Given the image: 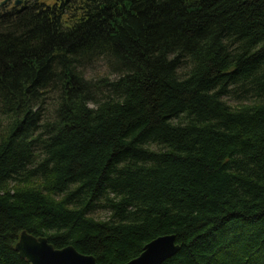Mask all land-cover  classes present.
<instances>
[{
  "label": "trees",
  "instance_id": "trees-1",
  "mask_svg": "<svg viewBox=\"0 0 264 264\" xmlns=\"http://www.w3.org/2000/svg\"><path fill=\"white\" fill-rule=\"evenodd\" d=\"M0 118V264H264V0L1 1Z\"/></svg>",
  "mask_w": 264,
  "mask_h": 264
},
{
  "label": "water",
  "instance_id": "water-1",
  "mask_svg": "<svg viewBox=\"0 0 264 264\" xmlns=\"http://www.w3.org/2000/svg\"><path fill=\"white\" fill-rule=\"evenodd\" d=\"M14 1L16 5L23 3V0ZM180 249L174 234L160 236L148 242L139 256L124 264H162ZM16 250L30 264H99L93 255L80 252L72 244L56 248L48 237L36 236L27 230L21 232Z\"/></svg>",
  "mask_w": 264,
  "mask_h": 264
},
{
  "label": "rangeland",
  "instance_id": "rangeland-1",
  "mask_svg": "<svg viewBox=\"0 0 264 264\" xmlns=\"http://www.w3.org/2000/svg\"><path fill=\"white\" fill-rule=\"evenodd\" d=\"M1 1H3V0H0V3H1ZM107 74H108V70L104 65L103 66L99 65L96 69L89 70L87 72V75L89 77L90 76L100 77V76H105ZM226 100L233 107L238 105V102H236L235 100H231L229 98H226ZM6 121H7V119L0 118V127H2V124H6L7 123ZM151 147H153L154 149H158L157 144H152ZM108 215H109L108 211H106L104 209H100L96 213H94V216L96 218H100V219H105L108 217Z\"/></svg>",
  "mask_w": 264,
  "mask_h": 264
},
{
  "label": "bare ground",
  "instance_id": "bare-ground-1",
  "mask_svg": "<svg viewBox=\"0 0 264 264\" xmlns=\"http://www.w3.org/2000/svg\"><path fill=\"white\" fill-rule=\"evenodd\" d=\"M20 235H21V234H20ZM168 235H170V234H168ZM19 238H20V237H19ZM18 241H19V240H18ZM18 241H17V242H18ZM177 244H178V243H177ZM16 245H17V243H16ZM15 249H16V246H15ZM143 249H144V248H143ZM16 251H17V250H16ZM17 252H18V251H17ZM142 252H143V251H142ZM18 253H19V252H18ZM19 255H20V254H19ZM23 259H24V258H23ZM168 259H169V258H168ZM25 260H26V259H25ZM164 262H165V261H164ZM164 262H163V263H164ZM29 263H30V262H29ZM163 263H162V264H163Z\"/></svg>",
  "mask_w": 264,
  "mask_h": 264
}]
</instances>
